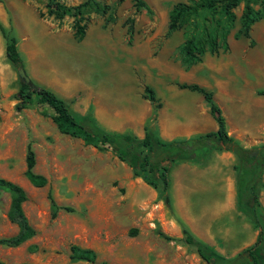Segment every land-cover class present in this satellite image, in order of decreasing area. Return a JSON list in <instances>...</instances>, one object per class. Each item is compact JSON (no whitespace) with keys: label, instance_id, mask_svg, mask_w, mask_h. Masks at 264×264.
<instances>
[{"label":"rangeland","instance_id":"374dc122","mask_svg":"<svg viewBox=\"0 0 264 264\" xmlns=\"http://www.w3.org/2000/svg\"><path fill=\"white\" fill-rule=\"evenodd\" d=\"M47 1L0 0V26L15 39L30 83L62 99L73 116L88 115L106 132L137 139L144 126L164 141L182 138L186 124L195 125L188 137L200 135L216 123L199 94L180 88L196 84L212 93L228 134L243 129L242 147L264 143V97L256 95L264 90V4L253 7L260 18L248 39L238 32L239 5L227 51L205 53L186 69L177 51L182 27L164 34L171 7L188 0H141L148 11L131 0H94L104 12L85 16L79 42L72 17L45 15ZM56 1L74 7L85 0ZM4 45L0 34V179L25 193L21 209L34 235L14 248L0 245V263L90 264L69 259L74 245L108 264H205L185 243L183 230L223 258L253 244L257 230L236 208L233 155L211 151L169 164L161 193L155 177V188L133 177L110 149L98 151L59 134L45 105L32 101L16 109L24 88ZM27 145L43 187L31 186L23 175ZM48 194L72 212L59 210L51 218ZM258 201L264 208V189ZM8 204L1 193L0 239L17 231L6 218Z\"/></svg>","mask_w":264,"mask_h":264},{"label":"trees","instance_id":"16d2710c","mask_svg":"<svg viewBox=\"0 0 264 264\" xmlns=\"http://www.w3.org/2000/svg\"><path fill=\"white\" fill-rule=\"evenodd\" d=\"M131 1L136 9L144 8L148 11L141 0ZM263 4L264 0H188L186 3H176L168 13L164 37H168L182 27L183 41L177 51L180 63L187 69L200 63L205 53L217 55L227 51V35L236 19L233 10L239 5H242V10L238 20V32L243 38L248 39L252 25L260 18L258 10H254L253 7ZM103 12L104 7L94 0H85L74 7L64 6L56 0H48L45 3L47 17L57 21L65 16L72 17V36L77 42L84 37L85 16ZM0 34L5 40L4 57L13 65L21 67L15 39L8 37L1 26ZM22 86L24 92L16 109L25 108L32 101L38 105H45L53 112L51 121L59 134L78 139L84 145L98 151L110 149L119 161L129 165L133 177H140L145 184L153 188L155 183L152 177H155L160 184L161 193H164L168 187L169 164L178 161H195L197 156L211 151L228 152L233 155L236 161L233 166L236 208L257 230L255 241L235 256L223 258L194 240L185 230H183L184 240L186 244L194 246L196 255L205 264H264V208L258 201L259 192L264 189V182L261 179L264 168V143L246 148L228 135L225 119L210 91L196 84L180 85V88L195 92L202 97L216 123V129L188 138L164 141L147 126L143 127L141 139L130 134L106 132L88 115L73 116L66 103L51 91L38 88L30 81L27 84L23 83ZM256 95L264 97V90L256 91ZM147 99L151 103L155 102L150 92ZM24 162L23 175L28 183L35 188L43 187L45 179L32 172L34 155L29 145L26 147ZM1 193L8 195L6 218L16 226L17 231L12 237L0 239V245L14 248L34 235L21 209V205L26 201V195L19 186L3 179H0ZM47 199L51 218H54L59 210L72 212L69 207L56 206L50 194L47 195ZM69 259L90 264H108L96 262L93 251L74 245L69 247Z\"/></svg>","mask_w":264,"mask_h":264},{"label":"crops","instance_id":"0c3cea01","mask_svg":"<svg viewBox=\"0 0 264 264\" xmlns=\"http://www.w3.org/2000/svg\"><path fill=\"white\" fill-rule=\"evenodd\" d=\"M194 126L195 125H191V124H186L185 126H182V138H188L187 131H190L191 129H193ZM242 131H243V129L242 128H239L238 131H236L232 135L231 134H228V135H230L234 140H236L237 142H239V140L241 138L240 133Z\"/></svg>","mask_w":264,"mask_h":264},{"label":"water","instance_id":"95a60500","mask_svg":"<svg viewBox=\"0 0 264 264\" xmlns=\"http://www.w3.org/2000/svg\"><path fill=\"white\" fill-rule=\"evenodd\" d=\"M17 76H18L19 80L22 83H24V84L29 83V79L25 75L23 68H21V67L18 68V70H17Z\"/></svg>","mask_w":264,"mask_h":264}]
</instances>
